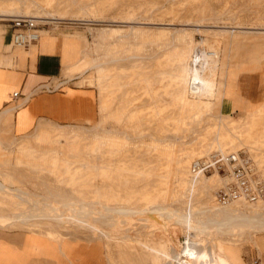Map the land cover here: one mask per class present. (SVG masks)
<instances>
[{
    "label": "rangeland",
    "instance_id": "obj_1",
    "mask_svg": "<svg viewBox=\"0 0 264 264\" xmlns=\"http://www.w3.org/2000/svg\"><path fill=\"white\" fill-rule=\"evenodd\" d=\"M0 16V49L13 17L82 39L89 67L65 77L93 89L99 109L89 126L2 141L0 171L20 198L0 194V214H11L0 228L50 237L71 264H264V232L220 236L201 221L191 261L182 218L218 208L223 182L193 178V160L245 151L264 177V0H0ZM252 70L262 76L261 107L222 113L224 101L236 103L234 89L242 101ZM105 208L134 219L121 230Z\"/></svg>",
    "mask_w": 264,
    "mask_h": 264
},
{
    "label": "crops",
    "instance_id": "obj_2",
    "mask_svg": "<svg viewBox=\"0 0 264 264\" xmlns=\"http://www.w3.org/2000/svg\"><path fill=\"white\" fill-rule=\"evenodd\" d=\"M3 27L0 49V147L2 141H35V132L41 127L89 126L95 123L99 117L96 92L77 85L75 79L65 77L88 69L84 41L74 35L42 30L35 45L27 49L15 48L10 43V25ZM62 80L69 82L58 90L43 91V87L55 86ZM261 81L258 71L249 72L242 83L245 91L242 101L234 89L236 103L230 99L224 101L221 104L222 113L230 115L233 111L246 112L261 107ZM14 93H17L16 97ZM0 176V194H10L8 190L16 188L10 183L14 177L3 171H0ZM6 180H9L8 186L4 182ZM21 190L18 191L25 192ZM25 193L36 200L35 195ZM9 215L2 213L0 217ZM14 219L20 220V217ZM3 229L0 228V264H71L58 256V245L50 237ZM69 243L72 244V241ZM78 247L82 248V245L79 243Z\"/></svg>",
    "mask_w": 264,
    "mask_h": 264
},
{
    "label": "built area",
    "instance_id": "obj_3",
    "mask_svg": "<svg viewBox=\"0 0 264 264\" xmlns=\"http://www.w3.org/2000/svg\"><path fill=\"white\" fill-rule=\"evenodd\" d=\"M12 30L10 43L15 48L27 49L40 38L39 25L31 18L13 17L8 20ZM69 81H59L55 86L43 87V91L60 89ZM14 97L17 93H14ZM216 174L224 180L214 192L217 207L233 204L255 206L264 204V177L259 163L248 152H212L195 159L190 164L193 178Z\"/></svg>",
    "mask_w": 264,
    "mask_h": 264
},
{
    "label": "bare ground",
    "instance_id": "obj_4",
    "mask_svg": "<svg viewBox=\"0 0 264 264\" xmlns=\"http://www.w3.org/2000/svg\"><path fill=\"white\" fill-rule=\"evenodd\" d=\"M194 80H195L194 84H197V81L199 80L198 76ZM192 91L198 92L199 88L193 86ZM222 181L224 182L223 179ZM197 182H199V184H201L202 187H204L207 184V178H199L197 179ZM8 191L9 193L20 198L19 193L10 190ZM21 198H23L26 201L29 200L24 195H22ZM260 205H264V204H260ZM38 208L41 210L43 209L40 206ZM155 209L156 208L148 209L147 212L151 214H155L156 213ZM105 210L108 213H110V215H112L113 217V219L109 223L113 225L114 224L118 225L121 230L129 227L131 221L134 219L132 210L122 211L121 208H105ZM81 213H83V211H81ZM96 214H97L96 212H93V215ZM175 215L176 214H173V216ZM177 217H179L178 214ZM182 218L184 220V226H183L184 232L189 239L183 251L184 252L189 251L190 257L192 259L191 261H193L195 258V251H194L195 244L190 240L191 239L190 236L195 235V233H200L202 227V225L199 224L200 221L203 224H207V223L210 224L214 228L213 232L220 236L225 235L229 237H234L236 235L237 236L244 235V233L250 231L264 232V211H257L256 209L253 208H244L234 204L226 207H218L209 211H200V212H194L190 208V210H188L185 214L182 215ZM86 225L88 228L90 226L92 230L96 229L93 218H90L89 214H87ZM182 264H189V262H184Z\"/></svg>",
    "mask_w": 264,
    "mask_h": 264
}]
</instances>
